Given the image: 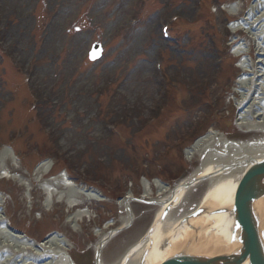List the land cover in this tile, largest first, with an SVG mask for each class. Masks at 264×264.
Returning <instances> with one entry per match:
<instances>
[{
	"label": "rangeland",
	"instance_id": "rangeland-1",
	"mask_svg": "<svg viewBox=\"0 0 264 264\" xmlns=\"http://www.w3.org/2000/svg\"><path fill=\"white\" fill-rule=\"evenodd\" d=\"M251 4L261 0H0V151L12 143L17 163L10 159L7 170L22 180H5L0 173L1 213L10 228L37 243L59 233L77 264H94L95 232L108 223L111 229L121 226L126 213L117 203L126 193L136 198L144 193L141 177L154 198L153 180L172 187L201 166L202 156L188 162L185 154L201 137L248 136L235 125L240 65L231 45L238 40L251 57L254 44L244 31L234 35L231 29ZM164 24L171 43L161 39ZM96 42L103 57L90 63L87 55ZM157 62L168 79L160 96ZM32 64L31 87L42 110L38 124L30 126L21 75ZM99 89L109 95H98ZM7 91L17 95L13 105L5 104ZM158 101L162 110L151 112ZM158 111L157 122L144 128L141 123ZM99 114L101 119L106 114L108 124L119 118L118 135L105 134ZM46 158L54 165L38 177L34 168ZM64 171L75 185L103 197L84 203L90 219L76 231L66 221L78 209L69 211L63 202L46 205V187ZM207 186L194 187L174 214L196 207ZM157 209L133 203L132 225L104 246L102 262L121 258L150 228Z\"/></svg>",
	"mask_w": 264,
	"mask_h": 264
},
{
	"label": "bare ground",
	"instance_id": "bare-ground-1",
	"mask_svg": "<svg viewBox=\"0 0 264 264\" xmlns=\"http://www.w3.org/2000/svg\"><path fill=\"white\" fill-rule=\"evenodd\" d=\"M241 29L253 41L254 53L252 59H247L246 45L237 44L234 49V54L242 59L240 69L244 73L235 88L238 96L235 97V106L240 113L236 127L259 137L231 140L223 134L210 132L198 139L187 152V157L207 153L201 166L171 188L159 180L153 183L158 197L153 203L159 206L154 212L151 228L127 249L124 256L111 264H161L177 253L212 257L231 253L240 247L239 243L230 241L235 224L231 210L234 192L240 179L252 167H255L257 174L250 181L264 187V178L259 179L260 176L264 177V165L257 163L264 159V0L259 5L251 6L247 19L241 21L235 31ZM11 156L6 148L0 151V172L6 178L7 164ZM48 171L47 165L43 164L36 169V175L44 177ZM18 179L22 181L21 178ZM200 182H206L208 186L198 203L197 207L201 209L198 216L187 218L185 214L175 215V208L183 205L186 195ZM50 183L45 189L48 192L47 207H52L54 199L58 203L61 200L68 201L71 208L79 206L80 201L82 204L103 200L98 192H84L74 186V183L64 181L62 176L51 179ZM143 187L145 197L150 198L152 186L145 184ZM2 200L0 195V204ZM131 201L128 197L117 203L121 213H126L121 226L116 228L119 232L112 230L109 223L105 225L104 231L95 232V236L100 237L99 244L106 240L109 242L128 227L134 218ZM253 207L264 244V196ZM88 217L90 218L89 211L81 209L66 222L76 231L81 221ZM4 219L6 217L0 210V264H75L66 244L69 241L60 234H52L38 244L28 242L17 233L8 232L3 224ZM101 247L95 245L93 251L96 256L102 253ZM98 264L104 263L100 261Z\"/></svg>",
	"mask_w": 264,
	"mask_h": 264
},
{
	"label": "water",
	"instance_id": "water-1",
	"mask_svg": "<svg viewBox=\"0 0 264 264\" xmlns=\"http://www.w3.org/2000/svg\"><path fill=\"white\" fill-rule=\"evenodd\" d=\"M257 163L264 165V159ZM256 172L255 167H252L245 173L234 192L231 210L235 224L232 228L230 241L239 243V248L231 253L212 257L177 253L161 264H244L245 262H248V264H264L262 231L260 232L258 217L255 215L253 207L264 196V187L255 185V182L250 181L257 174ZM263 178V176L259 177V179ZM200 212L201 209L198 208L195 213L188 215L187 218L196 217ZM96 261L98 262V256Z\"/></svg>",
	"mask_w": 264,
	"mask_h": 264
}]
</instances>
